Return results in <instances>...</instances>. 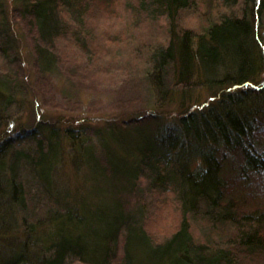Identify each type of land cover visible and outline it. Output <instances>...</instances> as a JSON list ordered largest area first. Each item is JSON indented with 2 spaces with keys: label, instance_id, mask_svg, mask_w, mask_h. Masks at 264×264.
<instances>
[{
  "label": "trees",
  "instance_id": "obj_1",
  "mask_svg": "<svg viewBox=\"0 0 264 264\" xmlns=\"http://www.w3.org/2000/svg\"><path fill=\"white\" fill-rule=\"evenodd\" d=\"M117 1L15 0L13 6L12 17L30 45L38 87L33 89L41 95L52 72L83 91L112 84L104 74L125 65L137 90L159 95L155 104L163 108L135 109L119 127L103 131L79 126L78 132L69 118L62 127L56 125L60 118L56 124L38 119L27 127L19 115L21 104L12 107L28 88L19 82V58L15 77L9 76L12 67L5 61L15 44L0 0V264L262 260L264 202L253 200L255 188L242 192L234 186L238 188V181L247 185L249 175L264 172V141L258 137L264 123V81L253 79L263 64L264 50L256 35L257 9L264 1L128 0L131 15L143 17L131 23L166 25L162 40L140 54L138 68L132 57L118 59L114 51L109 50L110 58L99 56L98 49L105 46H98L92 19L112 10ZM187 13L199 22L204 19L203 24L187 26ZM135 32L129 28L127 39L138 58L142 41L135 39ZM202 86L213 98L206 106L189 96ZM176 92H181L179 112L166 116L164 100L172 101ZM150 125H157L156 130ZM64 150L74 168L78 163L87 168L80 188L85 191L56 185L54 174ZM226 169L235 184L227 180ZM142 188L154 196L171 194L176 202L178 222L168 232L155 235L147 229V207L138 195ZM197 216L212 225L218 240L193 235L190 223Z\"/></svg>",
  "mask_w": 264,
  "mask_h": 264
},
{
  "label": "rangeland",
  "instance_id": "obj_2",
  "mask_svg": "<svg viewBox=\"0 0 264 264\" xmlns=\"http://www.w3.org/2000/svg\"><path fill=\"white\" fill-rule=\"evenodd\" d=\"M127 1L128 0H118L114 4L112 10L109 12L107 10V12L101 11L98 13L92 19V27L95 32V36L101 41V45L98 46L101 47L103 44L105 46L104 49L103 47L98 49L99 56L101 58L103 57V59H105L106 54H108V58H110L108 53L109 50L111 52L114 51L116 52L115 54H118L117 56L115 55L118 59L126 60L128 56L132 57L134 60L132 64L138 68L140 67L139 56L143 58V56L140 54L142 52H146V48L151 42H154L155 40H162L164 34L167 33L165 31L166 25L163 24L162 26H159L160 22H158V24L156 23V25H151L148 21H137L138 26L137 24L135 25L131 23L135 20H140L143 17L139 16L134 18L135 15H131V7L128 6ZM132 1L135 2V0ZM3 2L4 12L7 16V23H9L8 30L13 38V45L15 44L14 51L12 53L13 58L10 55V57H8V59L6 58L5 61L12 67L9 76L11 80L13 77H15L16 73H14L13 70L16 68L15 63H17V58H19L21 60V67L23 68V78L19 80V82L28 88V92L24 90V96H22L20 93V96H17L16 102L20 103L12 104L14 109L21 104L19 115L22 117V122H24L25 126H32L38 119H46V121L56 124L57 119L60 118V122H57L56 125L59 124L62 127L63 124L65 125L70 122L66 121L69 118V120H72L70 124L75 127L78 132L79 126H89L98 130L103 128V131H106L111 128V125L119 127L123 119H130L131 115L129 112L135 109L150 108L155 110L163 108L160 104H155V101L159 100V95L156 94L157 91L156 93L154 91L153 93H150L148 90H146V88L144 90H137L132 85L130 74L127 72L126 65L118 72H114L113 70V72L106 74V77L103 72L104 79H111V81H113L112 84L107 81L106 83H103V86H100V89H86L83 91L75 90V87H73L72 83L63 74H60L59 72H52V74L48 77V82L44 83L42 86L45 94L41 95L40 92L35 91V89L38 87H36V84L34 83L35 71L33 69L30 45L24 34L25 31L22 30L21 24L18 21H14L16 19H13L12 17V10L15 0H3ZM257 11H259L258 23L260 26L257 29L256 40L258 45H262L264 50V5H262V9L260 6ZM128 13L132 19L128 17ZM203 20H201L200 23L198 19L190 13L183 15V22H185L187 26L194 24H197L195 26H201V24H203ZM131 27H135L136 29L135 39L142 41L141 51L137 53L138 58L132 56L131 46L128 44L130 41L127 39V33ZM261 51L262 50L260 48V52ZM3 63L0 58V65H3ZM257 72H259L257 76L253 77V79H257L256 82L254 81V83H260L264 81V56L263 64L260 68H258ZM87 83H89V81ZM232 87L228 88V90H233ZM134 89L136 92L133 91ZM208 89L209 88L205 86L193 88L192 91L189 92V96L192 97L191 101H198L200 106H206L210 104L213 101V98L211 97L209 93L210 91ZM174 94L175 97L173 100L177 99L175 103L173 100L171 101V99L164 100L166 103L165 108L167 109V111H165L166 116L167 113L177 114V112H179L177 108H179L178 99L181 95V92H176ZM20 99L22 101H20ZM59 102L62 103V105ZM188 107H192V105H189ZM170 118L171 117L168 116V118L165 117L164 120L168 122ZM152 124H155L154 121ZM157 125L154 127L150 125L149 128H154L156 130ZM12 129H14V127ZM120 130H122V128H120ZM258 130V137L263 142L264 123L260 125ZM91 131L92 130L89 132ZM12 133L16 134V129H14ZM123 136L127 138V134ZM92 141L97 143V138L93 135ZM68 154L69 153L67 150H64V159L60 166H58V170L55 172L54 177L57 186L60 184L64 190L67 188L70 192H73L82 188L81 184L83 185L87 168H85V166L81 163H78L74 168L71 156ZM77 166H79V169H77ZM223 173L229 183L235 184L237 182L232 176L233 174L230 169L224 170ZM249 178L250 181L247 183V185L245 184L246 181H238V188L235 185V190L239 191L238 189L241 188L242 192L244 190H250L253 192V189L255 188L256 196L253 200H256L255 202H264V172L254 173L253 175H249L248 179ZM139 190L140 191L138 192V195L140 197L141 203H144V205L147 207V229L150 232H153L155 235H161L168 232L172 226L177 224L179 218L176 202L168 197L171 194L167 196H154L152 193L147 192L143 188ZM82 191L85 190L80 189V192ZM190 225L191 231L196 238L218 240L216 237V230H214L212 225L209 226V223L202 219L201 216H197V218L192 219ZM261 259L262 260L258 259V261H255L253 264H264V255ZM243 264L247 263L244 262Z\"/></svg>",
  "mask_w": 264,
  "mask_h": 264
}]
</instances>
